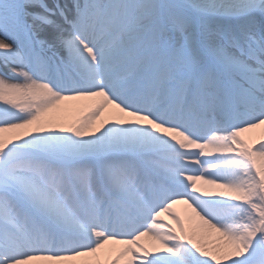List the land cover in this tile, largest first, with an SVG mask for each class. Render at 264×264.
Returning <instances> with one entry per match:
<instances>
[{
  "label": "snow or ice",
  "instance_id": "snow-or-ice-1",
  "mask_svg": "<svg viewBox=\"0 0 264 264\" xmlns=\"http://www.w3.org/2000/svg\"><path fill=\"white\" fill-rule=\"evenodd\" d=\"M0 264H264V0H0Z\"/></svg>",
  "mask_w": 264,
  "mask_h": 264
},
{
  "label": "bare ground",
  "instance_id": "bare-ground-1",
  "mask_svg": "<svg viewBox=\"0 0 264 264\" xmlns=\"http://www.w3.org/2000/svg\"><path fill=\"white\" fill-rule=\"evenodd\" d=\"M178 210H179V207H178Z\"/></svg>",
  "mask_w": 264,
  "mask_h": 264
}]
</instances>
